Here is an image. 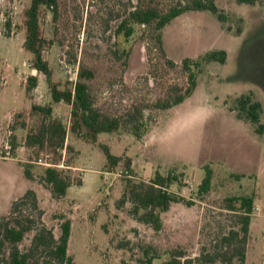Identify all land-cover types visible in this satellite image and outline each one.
Listing matches in <instances>:
<instances>
[{"label":"rangeland","instance_id":"obj_1","mask_svg":"<svg viewBox=\"0 0 264 264\" xmlns=\"http://www.w3.org/2000/svg\"><path fill=\"white\" fill-rule=\"evenodd\" d=\"M214 1L224 22L209 11L186 12L163 30V43L168 58L179 66L184 59L197 60L214 51L227 53L225 64H204L197 93L181 107L146 109L148 132L140 140L119 131L100 134L98 143L91 144L70 132L66 145L73 151L63 152L57 166L74 168L72 176L83 180V186H72L66 198L55 201L40 183L47 168L40 160L52 164L55 155L27 147L25 140L42 123V116L31 110L33 104L52 105L67 126L71 107L53 103L46 77L32 68L33 56L23 47L24 12L32 0H0V148L13 139L17 144L14 159H0V216L10 213L14 200L34 190L43 222L56 238L61 235L58 217L71 220L69 255L76 264H162L173 250L196 258L221 246L224 236L242 227L226 199L254 196L245 264H264V135L234 110L237 98L252 94L263 104L264 125V0L255 5ZM175 2L158 4L167 10ZM131 6L130 0H60L59 15L55 18L45 10L41 22L53 81L64 90L78 80L82 68L92 70L95 77L89 84L97 105L113 115L125 114L136 104L151 105L167 97L174 86L186 85L179 68L164 65L146 27L132 25L129 38L118 33ZM31 75H38L39 86L27 96L25 85ZM101 145L114 156L131 158L137 181L148 182L157 172L180 176L181 183L170 190L194 200V205L172 204L162 214L160 232L138 222L130 203H118L126 185L125 160L115 172L107 171ZM205 166L213 171L212 189L199 199ZM33 236L27 235L22 251Z\"/></svg>","mask_w":264,"mask_h":264},{"label":"trees","instance_id":"obj_2","mask_svg":"<svg viewBox=\"0 0 264 264\" xmlns=\"http://www.w3.org/2000/svg\"><path fill=\"white\" fill-rule=\"evenodd\" d=\"M158 1L130 0L131 10L128 17L121 22L118 33H123L129 38L134 34L132 25L146 27L152 32V40L164 60V65L172 70L179 68L186 76V85L174 86L173 92L167 97L158 99L151 105L136 104L131 111L116 115L106 113L98 107L89 84L95 77L92 70L82 68L78 73V80L72 87L64 90L53 81V71L44 56L49 42L44 37L41 22L45 10L52 11L55 18L59 15L60 0H32L30 7L25 10L26 37L23 47L33 56L31 66L38 74L46 77L53 103L63 102L71 107L70 126H67L62 120L54 117L52 105L33 104L31 110L42 116V123L39 130L28 134L25 140L27 147H38L55 155L52 163L54 166L47 167L40 179L41 185L49 190L55 201L66 198L72 186H83V180L73 178L74 168L67 171L57 166L63 160V152L73 151L71 146L66 145L70 132L91 144L98 143L100 134H113L119 131L132 134L140 140L148 132V120L144 114L146 109L168 110L183 104L197 89L199 73L204 64L212 62L225 64L227 53L214 51L197 60L184 59L179 66L168 58L163 43V30L186 12L209 11L224 22L225 16L214 0H176L167 10L161 9ZM236 1L239 4L255 5L261 0ZM8 25L11 27L9 22ZM38 86V75L29 76L25 85L27 96H31ZM234 110L240 120L253 124L256 133L264 135V125L261 122L263 104L255 100L252 94L237 98ZM15 126L17 127V124H13L12 127L16 128ZM12 144L14 150H17L15 139ZM101 147L106 155L107 171L115 172L125 160L123 177L126 185L118 203L120 206L130 203L131 214L138 222L160 232L163 229L162 214L168 212L172 204L194 205V200H187L170 190L173 184L181 183L180 176L175 174L163 176L157 172L148 182L137 181L133 177L131 158L114 156L107 145ZM203 169L206 170V176L198 188L199 199L210 193L212 189L213 171L208 166ZM26 172L33 180V175ZM234 176L239 178L245 175ZM226 201L229 203L228 210L237 213L240 218L242 225L240 230H231L222 238L221 246H217L212 252L204 250L199 257L189 258L185 251L173 250L170 259L162 264H237V261L239 264H245L255 198L254 196L231 197ZM43 216L44 211L40 208L38 195L34 190H28L22 197L13 201L10 213L0 216V264H76L69 255L71 220L64 215L58 217L62 221L61 235L56 238L53 230L44 224ZM30 233H34L31 245L26 251H22L20 245ZM149 261L151 263L152 259Z\"/></svg>","mask_w":264,"mask_h":264},{"label":"built area","instance_id":"obj_3","mask_svg":"<svg viewBox=\"0 0 264 264\" xmlns=\"http://www.w3.org/2000/svg\"><path fill=\"white\" fill-rule=\"evenodd\" d=\"M15 158V150L13 147L12 142H6L3 146L0 148V159H5V160H11ZM40 163L42 165H46L47 167L54 166L51 163H42V160H40Z\"/></svg>","mask_w":264,"mask_h":264},{"label":"crops","instance_id":"obj_4","mask_svg":"<svg viewBox=\"0 0 264 264\" xmlns=\"http://www.w3.org/2000/svg\"><path fill=\"white\" fill-rule=\"evenodd\" d=\"M36 73H37V72H36ZM198 88H199V85L197 86V89L195 90V92H194V94L192 95V97L197 93ZM192 97H190V98H192ZM190 98L187 99L186 101H189ZM186 101H185V102H186ZM185 102H184V103H185ZM184 103H183V104H184ZM59 104H60V103H59ZM183 104H181V105H179V106H177V107H181ZM38 105H39V104H38ZM54 117H55V118H59L58 115L55 114V111H54ZM59 119H60V118H59ZM133 164H134V162H133ZM133 164H132V167H133Z\"/></svg>","mask_w":264,"mask_h":264}]
</instances>
